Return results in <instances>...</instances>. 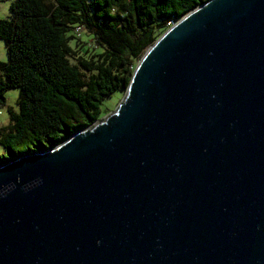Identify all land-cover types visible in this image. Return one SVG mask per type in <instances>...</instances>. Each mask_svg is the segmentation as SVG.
<instances>
[{
  "label": "water",
  "instance_id": "water-1",
  "mask_svg": "<svg viewBox=\"0 0 264 264\" xmlns=\"http://www.w3.org/2000/svg\"><path fill=\"white\" fill-rule=\"evenodd\" d=\"M0 264H264V0H208L116 109L0 166Z\"/></svg>",
  "mask_w": 264,
  "mask_h": 264
},
{
  "label": "trees",
  "instance_id": "trees-1",
  "mask_svg": "<svg viewBox=\"0 0 264 264\" xmlns=\"http://www.w3.org/2000/svg\"><path fill=\"white\" fill-rule=\"evenodd\" d=\"M7 1L0 107L7 90L18 98L0 126V166L52 149L107 115L103 102L125 91L146 49L208 0Z\"/></svg>",
  "mask_w": 264,
  "mask_h": 264
},
{
  "label": "rangeland",
  "instance_id": "rangeland-1",
  "mask_svg": "<svg viewBox=\"0 0 264 264\" xmlns=\"http://www.w3.org/2000/svg\"><path fill=\"white\" fill-rule=\"evenodd\" d=\"M8 5L9 1L0 0V19L8 18ZM86 34L82 35V38H85ZM0 62H6V52L5 48L0 41ZM124 92L122 90H117L110 97L106 98V100L102 104V112L111 113L113 112L118 104L121 102L123 98ZM18 98V90H7L4 93L5 106L0 107V126H5L8 123V115L6 113V108L12 109L14 112L17 111V101Z\"/></svg>",
  "mask_w": 264,
  "mask_h": 264
}]
</instances>
